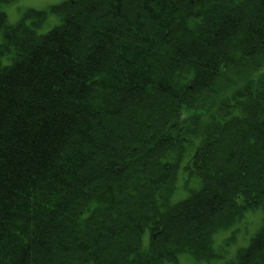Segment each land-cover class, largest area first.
Here are the masks:
<instances>
[{
	"label": "trees",
	"instance_id": "16d2710c",
	"mask_svg": "<svg viewBox=\"0 0 264 264\" xmlns=\"http://www.w3.org/2000/svg\"><path fill=\"white\" fill-rule=\"evenodd\" d=\"M9 1L0 264L218 256L214 235L264 208V0H64L16 23ZM186 157L199 187L173 201ZM227 264H264V222Z\"/></svg>",
	"mask_w": 264,
	"mask_h": 264
},
{
	"label": "rangeland",
	"instance_id": "374dc122",
	"mask_svg": "<svg viewBox=\"0 0 264 264\" xmlns=\"http://www.w3.org/2000/svg\"><path fill=\"white\" fill-rule=\"evenodd\" d=\"M64 0H12L3 4V9L7 11L8 18L10 22L16 23L20 20L24 13L29 9L36 10H48L52 5L63 2ZM60 22V17L53 13H49V18L46 22L40 26L41 32H46L51 30ZM13 24V23H11ZM117 137L120 138L121 133L117 131ZM136 131L133 135H136ZM129 139H134L131 136ZM128 141L123 140L120 144L114 145L112 148L117 152L116 161L122 160L123 153L125 155V145ZM187 157L182 163L180 168V175L177 184V190L173 196V201H177L186 196L191 188L199 187V182L196 179L190 182H185L184 165L187 162ZM115 161V162H116ZM100 163V162H99ZM102 163V162H101ZM111 163V164H110ZM108 164H114L111 160H108ZM109 165V166H110ZM91 174V173H90ZM191 187V188H189ZM79 200L78 204L84 202V197ZM264 222V208H258L255 210H250L245 213L240 219H238L232 226L222 229L214 235V250L218 253V256L212 258L211 260L195 261L192 256L188 253L181 255L176 263H166V264H227L230 260L234 259L241 248L249 245L251 238L259 231ZM147 243V239H146Z\"/></svg>",
	"mask_w": 264,
	"mask_h": 264
},
{
	"label": "bare ground",
	"instance_id": "6f19581e",
	"mask_svg": "<svg viewBox=\"0 0 264 264\" xmlns=\"http://www.w3.org/2000/svg\"><path fill=\"white\" fill-rule=\"evenodd\" d=\"M122 25H124V23H122L119 27H121ZM252 32H254L255 34H259V31L258 30H251ZM262 33H264V30L262 31ZM62 35V34H61ZM263 36H264V34H263ZM216 53L214 52V55H215ZM216 56H217V60H216V62L217 61H219V59H221V58H223V55L222 54H220V53H217L216 54ZM174 85H175V82L173 81V82H170V83H168L167 84V86H168V88H169V90L170 91H173V89H174ZM231 147H229L228 148V151H231ZM147 187V185H145L143 188H146ZM84 193H85V195H90V197H89V199H92V200H94V198H97L98 199V191H97V184H94L93 185V187L91 188V190L89 189V188H87V187H84ZM93 194V195H92ZM69 199L71 200V198L69 197ZM89 199H87V200H89ZM125 215H126V213H125ZM125 215H123V218H118V220L117 221H119L120 223L123 221V219L125 218ZM139 217V216H138ZM239 217H237L236 218V220L238 219ZM119 223H116V225H118ZM129 227H131V226H129ZM132 227H134V225H132ZM131 227V228H132ZM166 229H164L163 230V232L165 231ZM130 229L127 231V236L128 237H130ZM134 235L136 234L135 232H132ZM133 235V236H134ZM161 235H163V234H161ZM132 240V239H131ZM206 241H207V237L205 238V241H204V243H206ZM82 243H84V241L82 240Z\"/></svg>",
	"mask_w": 264,
	"mask_h": 264
}]
</instances>
